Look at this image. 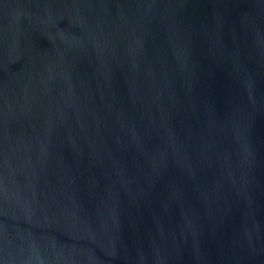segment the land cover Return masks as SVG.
<instances>
[{
    "label": "water",
    "instance_id": "1",
    "mask_svg": "<svg viewBox=\"0 0 264 264\" xmlns=\"http://www.w3.org/2000/svg\"><path fill=\"white\" fill-rule=\"evenodd\" d=\"M0 264H264V0H0Z\"/></svg>",
    "mask_w": 264,
    "mask_h": 264
}]
</instances>
